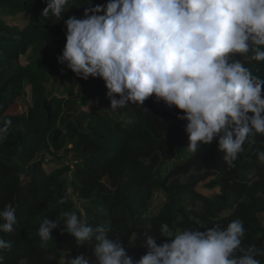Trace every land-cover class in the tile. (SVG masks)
<instances>
[{
  "label": "trees",
  "instance_id": "1",
  "mask_svg": "<svg viewBox=\"0 0 264 264\" xmlns=\"http://www.w3.org/2000/svg\"><path fill=\"white\" fill-rule=\"evenodd\" d=\"M89 2L71 0L64 19L82 18ZM106 2L93 0V5ZM46 3L0 0V118L12 120L0 141V210L10 203L18 219L13 233H0L12 243L0 253L4 264H59L81 254L95 263V242L76 247L75 238L62 232L63 213L77 211L71 199L59 203L68 189L82 201L89 224L112 222L116 231L109 236H119L134 260L148 251L143 229L148 223L154 231L163 222L206 231L239 218L246 228L244 244L264 250V165L256 157L264 136L246 143L237 166L229 169L218 139L199 153L186 149L187 121L163 101L150 97L143 106L111 111L103 79L84 80L58 63L66 26L51 13L41 15ZM20 14L28 15L24 26L4 20ZM247 66L259 67L257 74L264 76V64ZM27 87L30 109L7 113L27 95ZM89 103L92 109L85 110ZM98 165L107 169L109 183L98 179ZM200 183L217 192H202ZM45 218L61 225L53 240L42 242L38 231Z\"/></svg>",
  "mask_w": 264,
  "mask_h": 264
},
{
  "label": "clouds",
  "instance_id": "2",
  "mask_svg": "<svg viewBox=\"0 0 264 264\" xmlns=\"http://www.w3.org/2000/svg\"><path fill=\"white\" fill-rule=\"evenodd\" d=\"M71 0H47L49 14L66 26V43L58 63L84 80L101 78L110 98V110L143 106L150 97L182 112L187 121V150L218 139V151L229 169L237 166L246 143L264 136V76L247 65L264 64V0H107L87 3L83 17L64 19ZM237 57H240L237 59ZM119 97L118 99L116 97ZM12 125L0 118V141ZM264 165V149H256ZM77 211L63 213V229L76 247L95 242V264H264V250L245 245L246 228L237 218L226 226L200 231L175 229L167 222L154 231L144 229L148 251L130 257L111 221L93 226L68 189ZM18 223L16 208L0 210V233L10 234ZM61 222L45 218L39 224L42 242L53 240ZM159 232V236L155 235ZM160 237L165 242L158 244ZM12 243L0 236V253ZM0 264L4 257L0 255ZM59 264H90L83 254L61 258Z\"/></svg>",
  "mask_w": 264,
  "mask_h": 264
},
{
  "label": "rangeland",
  "instance_id": "3",
  "mask_svg": "<svg viewBox=\"0 0 264 264\" xmlns=\"http://www.w3.org/2000/svg\"><path fill=\"white\" fill-rule=\"evenodd\" d=\"M0 16H1V13H0ZM4 20L6 22H8L9 24H11V25L24 26L27 23V21H28V15L27 14H20V15L15 16V17L8 16V17H5ZM65 68H67V67L65 66ZM27 89H28L27 90V95L18 97L14 101V103L8 108L7 113H24V112H26L27 110L30 109L31 102H32L31 92H30V88L29 87H27ZM57 93L59 94V92H57ZM60 93H62V91ZM83 107H84L85 110H91L92 109V103L84 105ZM71 153L74 156L75 152L73 151ZM96 172H97V177H98V179L100 181L109 183V178H108L109 174H108V171H107L106 168H104L102 166L100 167L98 165L97 168H96ZM201 184L202 183H200L198 185V189H200L202 192H206L208 195H212L213 193L217 192L216 190H209V189L205 188ZM91 264H95V263L91 262Z\"/></svg>",
  "mask_w": 264,
  "mask_h": 264
}]
</instances>
